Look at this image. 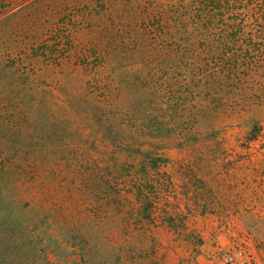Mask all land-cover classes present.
I'll return each instance as SVG.
<instances>
[{
    "label": "rangeland",
    "instance_id": "obj_1",
    "mask_svg": "<svg viewBox=\"0 0 264 264\" xmlns=\"http://www.w3.org/2000/svg\"><path fill=\"white\" fill-rule=\"evenodd\" d=\"M181 6L0 0V49L33 55L4 68L0 90L31 77L42 136L6 147L0 179L25 264H207L236 247L264 264V68L249 101L210 97L186 63L214 40L144 31Z\"/></svg>",
    "mask_w": 264,
    "mask_h": 264
},
{
    "label": "trees",
    "instance_id": "obj_2",
    "mask_svg": "<svg viewBox=\"0 0 264 264\" xmlns=\"http://www.w3.org/2000/svg\"><path fill=\"white\" fill-rule=\"evenodd\" d=\"M177 2H183L184 7H176L173 17L165 21L159 19L156 23L152 22L153 25L146 24L144 31H156L157 37L175 32L191 35V38L204 42L214 40L213 43L208 42L200 47L210 53L207 59H193L194 63H186L194 66V72H202L199 82L210 89V97L218 96V93L211 91V86L235 89L238 93L228 97L235 98L238 102L249 101L256 96L254 94L257 87L261 85L257 75L264 68V0H195L193 6L186 0ZM42 48L47 49L40 45L34 48V53L48 57ZM32 56H12L7 49H0V79L5 67L19 71L25 65V59ZM95 57L101 58L98 53ZM195 65L200 67L196 68ZM29 78L31 79L30 76L20 79V86L11 82L5 85L4 90H0V179L5 172L7 156L11 152L7 153L6 147H33L40 143L38 140L42 137L31 129L35 120L30 117L32 110L26 112L30 107L28 97H32L34 90L31 85L33 81H29ZM219 97L222 98L221 93ZM3 201L10 202L2 195L0 188L1 207ZM13 220L10 214L0 215V264L26 263L24 258L28 240L23 236L26 225L22 221Z\"/></svg>",
    "mask_w": 264,
    "mask_h": 264
},
{
    "label": "built area",
    "instance_id": "obj_3",
    "mask_svg": "<svg viewBox=\"0 0 264 264\" xmlns=\"http://www.w3.org/2000/svg\"><path fill=\"white\" fill-rule=\"evenodd\" d=\"M207 264H258V261L246 249L236 247L219 251L210 256Z\"/></svg>",
    "mask_w": 264,
    "mask_h": 264
}]
</instances>
